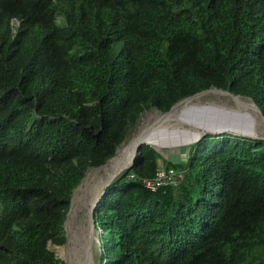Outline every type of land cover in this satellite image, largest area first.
<instances>
[{
    "label": "trees",
    "instance_id": "trees-1",
    "mask_svg": "<svg viewBox=\"0 0 264 264\" xmlns=\"http://www.w3.org/2000/svg\"><path fill=\"white\" fill-rule=\"evenodd\" d=\"M264 114V0H0V264H67L72 197L152 108L205 89ZM150 143L106 189L99 264H264V140ZM182 181L156 190L160 169Z\"/></svg>",
    "mask_w": 264,
    "mask_h": 264
},
{
    "label": "rangeland",
    "instance_id": "rangeland-1",
    "mask_svg": "<svg viewBox=\"0 0 264 264\" xmlns=\"http://www.w3.org/2000/svg\"><path fill=\"white\" fill-rule=\"evenodd\" d=\"M199 101L207 106L199 109V111H195L197 116H186L182 123L183 128L186 129V131L173 132L176 130L161 129L156 132L157 135L162 139V143L150 144L161 153L162 158L165 161H171L172 163L183 162L187 158V147L200 139L204 134V132L197 134L195 131L187 130L188 126L184 124V121L193 120L200 125H205L206 128H209V130L213 131H238L247 133L251 136L264 138V125H262L261 121H259L256 117L258 124L255 125L252 117L240 113V111L237 110L238 108L234 104L231 97L210 93L202 96ZM138 123L139 122H137V124ZM137 124L131 129L129 136L125 141H127L133 135ZM159 162L160 165H163L161 160ZM98 190L99 186L95 185L86 195V197H84L78 204L76 211V214L78 215L75 214L74 218H71V221H69L67 218V223L70 227L67 225L69 228H66V242L62 245H53L50 243V248L54 250L60 258L67 262L70 240L75 252L77 251L80 254L88 248L87 238L89 233H91L93 237L91 243L92 258L95 264H99L100 262L99 234L101 231L100 228L95 226L93 221L94 211L100 201L99 200L97 202V198L99 197L102 189H100V191ZM97 191L99 192L98 196L95 198L93 203L90 204L92 197L96 195Z\"/></svg>",
    "mask_w": 264,
    "mask_h": 264
},
{
    "label": "bare ground",
    "instance_id": "bare-ground-1",
    "mask_svg": "<svg viewBox=\"0 0 264 264\" xmlns=\"http://www.w3.org/2000/svg\"><path fill=\"white\" fill-rule=\"evenodd\" d=\"M204 95L205 94L198 95L185 102H182L176 105L171 111H169L166 114L155 109L149 111L148 113L146 112L147 114L140 117L138 121L139 123L137 124V127L133 135L127 141H125L123 145L120 146L115 158L105 166L98 169H91L88 172L84 181L77 189L75 197L72 201L70 214L68 216L69 221H71V218H74L80 201L84 197H86V195L95 185L99 186L98 191H100V189L103 188L105 183H107L110 179H112L117 173L123 171L126 165L130 164L133 157L135 156L136 147L139 141H147L148 143L151 144H155V143L161 144L162 139L157 135L156 133L157 131L161 129L176 130L173 132L186 131V129L183 128V124H182L183 120L186 118L187 115L197 116L195 111H199V109L207 106L199 101L200 98H202V96ZM233 102L238 108L237 110L240 111V113H243L253 118L255 125L258 124L257 118L259 121H261L262 125H264V120L261 118L258 108L255 106L252 100L247 98L237 97L236 99H233ZM184 124L188 126L187 130L195 131L197 134H200L205 130H209V128H206L205 125H200L193 120L184 121ZM242 134H247V133L242 132ZM98 191L96 195L92 197L90 204H92L95 198L98 196L99 193ZM67 225L69 226V224L68 223L66 224V228L68 227ZM92 238H93L92 234L89 233L87 238L88 248L85 249L84 252L80 254L77 251H76L77 253L75 252L74 248L71 245V240H70V244L68 247L69 253L67 256L69 264H95L91 253Z\"/></svg>",
    "mask_w": 264,
    "mask_h": 264
},
{
    "label": "water",
    "instance_id": "water-1",
    "mask_svg": "<svg viewBox=\"0 0 264 264\" xmlns=\"http://www.w3.org/2000/svg\"><path fill=\"white\" fill-rule=\"evenodd\" d=\"M206 93H207V94H208V93H215V94L226 95V96L231 97L232 99H236L237 97H242V96L236 95V94H234L233 92L228 91V90H223V89H218V88H210V89H205V90H202V91H200V92H197V93H195V94H193V95H191V96H189V97H186V98H184V99L178 101L177 103H175V104L171 107L170 110H168V111H166V112L160 110V109L157 108V107L152 108V109H150L149 111H151V110H153V109H156V110H159L160 112L166 114V113H168L169 111H171L176 105H178V104H180V103H182V102H185V101H187V100H189V99H191V98H194V97H196V96H198V95H202V94H206ZM242 98H247V99L252 100L253 103L255 104V106L258 108V111H259V114H260L261 118L264 120V114H263L262 110L260 109V107L256 104V102H255L252 98H250V97H242ZM149 111H147V113H148ZM223 132H226V131L205 130V131H204V134H206V133L221 134V133H223ZM228 133L236 134V135H239V136H245V137L256 138V139L258 138V139H263V140H264V138H259V137L251 136V135H248V134H242V132H238V131H237V132H236V131H230V132H228ZM204 134H203V135H204ZM203 135H202V136H203ZM202 136H201V137H202ZM198 140H199V139H198ZM145 143H148V142H147V141H139V142H138L137 147H136V153H135V156L133 157V159H132V161L130 162V164H128V165H126V166L124 167V170L130 168V167L133 165V163H134L136 157L138 156V152H139L141 146H142L143 144H145ZM123 144H124V142H123L121 145H123ZM121 145H120V146H121ZM120 146H118V148L116 149V152H115L114 156H112L111 158H109L104 164H102V165H100V166H98V167L90 168V169H98V168H101V167L105 166L106 164H108L111 160H113V159L115 158V156H116V154H117V152H118ZM187 154H188V153H187ZM90 169L87 171L85 177L87 176V174H88V172L90 171ZM124 170H123V171H124ZM123 171H120V173H117L112 179H110L107 183L104 184V186H103V188H102V190H101V193H100L99 197L97 198V202H98V201L100 200V198L103 196V194L105 193L106 189L112 184V182H113L116 178H118V176H120V175L123 173ZM85 177L83 178V180L81 181V183L79 184V186L76 188V190L80 187V185H81L82 182L84 181ZM76 190H75V191H76ZM74 197H75V192H74V195H73V197H72V201H73ZM71 205H72V203H71ZM70 210H71V208H70ZM70 210H69V212H68V216H69V214H70ZM68 216H67V218H68ZM66 224H67V219H66V221H65V229H66ZM66 262H67V261H66ZM67 264H69V263L67 262Z\"/></svg>",
    "mask_w": 264,
    "mask_h": 264
},
{
    "label": "built area",
    "instance_id": "built-area-1",
    "mask_svg": "<svg viewBox=\"0 0 264 264\" xmlns=\"http://www.w3.org/2000/svg\"><path fill=\"white\" fill-rule=\"evenodd\" d=\"M183 179V172L173 168L160 165L156 176L152 179H143L144 185L151 189L156 190L166 185H178Z\"/></svg>",
    "mask_w": 264,
    "mask_h": 264
}]
</instances>
